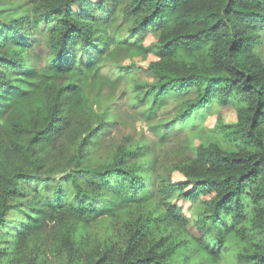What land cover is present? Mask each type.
I'll use <instances>...</instances> for the list:
<instances>
[{
  "label": "trees",
  "instance_id": "trees-1",
  "mask_svg": "<svg viewBox=\"0 0 264 264\" xmlns=\"http://www.w3.org/2000/svg\"><path fill=\"white\" fill-rule=\"evenodd\" d=\"M263 44L264 0H0V264H264ZM119 56L132 63L107 76ZM125 76L136 109L141 91L158 106L196 95L157 138L126 135L91 165L97 129L114 125L92 90ZM214 104L237 122L207 124Z\"/></svg>",
  "mask_w": 264,
  "mask_h": 264
},
{
  "label": "rangeland",
  "instance_id": "rangeland-1",
  "mask_svg": "<svg viewBox=\"0 0 264 264\" xmlns=\"http://www.w3.org/2000/svg\"><path fill=\"white\" fill-rule=\"evenodd\" d=\"M122 1L123 3L129 2V0ZM75 9L79 10L78 7ZM117 23H119V21H117ZM116 30L120 36H127L128 32H131V28L126 27V25L118 27ZM142 32H144V30ZM158 37L159 32L150 29L144 38V43L150 44L155 42ZM262 50L264 55V44ZM122 58L123 56H119L116 59H106L104 61L102 70L107 76L113 78L119 77L122 74L121 69L126 70L125 67L132 63V61L128 58ZM157 58L158 56L153 53H150L147 59L144 60L137 57L135 59V68L131 71L133 78L137 79L140 83L151 82L153 77L148 72V65L150 61ZM128 78L125 76L124 80L117 86L102 84L94 87L92 90L94 92V100L97 102L96 104L94 103V105L100 112L104 111V115L105 117H108V119L113 117L111 122L114 123H109L114 125L108 126L105 130L97 129L94 141L88 151L89 153H92L91 159L89 160L91 165H95L101 160L106 162L111 161L115 154L117 145L123 137L125 138L126 135H134L137 137L144 133L151 139L157 138V127L171 121V119L178 112L177 109L181 100L185 98H192L196 95V91L194 89L180 95H169V97L164 100V103L158 106L154 103V94L152 92L147 93V91H141L139 92V96L141 95L140 97L143 98L144 105L136 109L133 104H127V99L135 96V94L132 95L130 93V85H132L133 82L131 83V81H126ZM211 112L212 113L209 114L207 118V124L209 125H212L216 121L217 115H220L222 121L228 125H234L237 122V111L234 107L214 104ZM174 136L175 134L172 135L173 138ZM208 139L217 141L221 143L222 146H226L220 137L212 135L209 136V134L205 132L204 140L206 141ZM170 145V142H166V144L162 143L158 149L165 152V148L170 147ZM173 179L175 181L183 180L184 176L181 172L175 171L173 173ZM170 199L174 203L181 206L189 218L190 229L196 233L195 222L198 218L197 207L190 201L181 198L177 192L173 193ZM22 212L21 206L13 208L9 215L10 220L20 218Z\"/></svg>",
  "mask_w": 264,
  "mask_h": 264
}]
</instances>
